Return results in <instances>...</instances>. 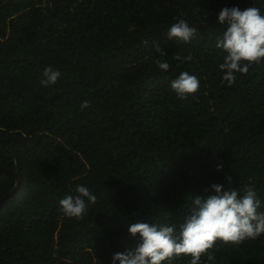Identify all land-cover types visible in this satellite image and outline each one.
<instances>
[{
	"label": "trees",
	"instance_id": "16d2710c",
	"mask_svg": "<svg viewBox=\"0 0 264 264\" xmlns=\"http://www.w3.org/2000/svg\"><path fill=\"white\" fill-rule=\"evenodd\" d=\"M225 6L264 9L261 0H0V199L20 179L0 203V264H112L139 241L130 223L179 226L187 196L212 184L253 185L264 198V60L223 81ZM180 19L198 28L190 42L168 38ZM49 66L62 75L45 87ZM181 72L200 81L185 99L170 87ZM81 184L97 200L66 217L59 200ZM212 251L216 264H264V235Z\"/></svg>",
	"mask_w": 264,
	"mask_h": 264
},
{
	"label": "clouds",
	"instance_id": "9594fccd",
	"mask_svg": "<svg viewBox=\"0 0 264 264\" xmlns=\"http://www.w3.org/2000/svg\"><path fill=\"white\" fill-rule=\"evenodd\" d=\"M216 22L224 28L216 40V47L226 53L219 68L223 81L231 86L237 73L247 74L254 63L264 60V9L225 6L217 13ZM197 34L198 28L184 19L167 28L169 39L186 43ZM157 52L162 56L166 54L159 48ZM175 59L183 63L191 57L177 54ZM156 64L163 71L170 68L164 59H158ZM43 75L45 79L41 83L49 87L57 84L62 73L49 66ZM170 87L180 99H185L197 92L200 81L189 72H181L171 81ZM88 107V101L81 104V109ZM221 168L218 165V170ZM75 193L59 200L60 210L69 218H81L88 206L97 200L83 184L77 185ZM187 202L189 210L179 226L146 219L130 223L128 232L133 237L138 235L139 241L135 248L113 254L112 264H174L177 258L185 257L189 258V264H216L212 249L217 241L240 244L264 235V198L253 185L225 189L222 184H212L209 194H189Z\"/></svg>",
	"mask_w": 264,
	"mask_h": 264
},
{
	"label": "water",
	"instance_id": "95a60500",
	"mask_svg": "<svg viewBox=\"0 0 264 264\" xmlns=\"http://www.w3.org/2000/svg\"><path fill=\"white\" fill-rule=\"evenodd\" d=\"M14 176L17 178V186L13 189V191H11V193H9V194L5 195L4 197H2L0 199V203H2L5 200V198L11 196L17 190V187L20 184V179L17 177V173L16 172L14 173Z\"/></svg>",
	"mask_w": 264,
	"mask_h": 264
}]
</instances>
